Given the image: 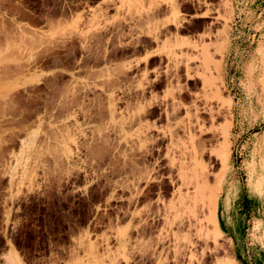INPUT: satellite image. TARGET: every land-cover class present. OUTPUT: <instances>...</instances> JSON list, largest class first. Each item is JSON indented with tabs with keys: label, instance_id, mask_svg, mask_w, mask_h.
Here are the masks:
<instances>
[{
	"label": "rangeland",
	"instance_id": "374dc122",
	"mask_svg": "<svg viewBox=\"0 0 264 264\" xmlns=\"http://www.w3.org/2000/svg\"><path fill=\"white\" fill-rule=\"evenodd\" d=\"M98 1L0 0V264H264V0ZM171 96L217 106L198 114L213 151L229 130L195 220L174 194L189 140L156 145Z\"/></svg>",
	"mask_w": 264,
	"mask_h": 264
},
{
	"label": "bare ground",
	"instance_id": "6f19581e",
	"mask_svg": "<svg viewBox=\"0 0 264 264\" xmlns=\"http://www.w3.org/2000/svg\"><path fill=\"white\" fill-rule=\"evenodd\" d=\"M209 13H211V12H209ZM172 24H174V25H177V21L175 20V21H173V22H171ZM166 24H169V23H166ZM171 36V35H170ZM170 40V39H169ZM169 40H167V41H169ZM181 49V48H180ZM195 49V48H194ZM176 50H178V49H176ZM202 51V50H201ZM197 52V51H196ZM185 54H187V53H182V55H181V57L183 56V58H185V60L186 61H184V60H182V61H184L182 64H180L181 63V61L180 62H178V59L180 58L181 59V57L178 55H176L175 54V52L173 51L170 55H169V59H172V61H173V63L174 62H176V64H173V65H175V66H178V64L179 65H183L184 66V68H185V70L183 69V71H185V75H186V77L188 78V79H193L192 78V75H190L191 73H190V67L188 66V63L189 62H192L191 60H193L194 58L196 59L197 57H194V58H191V57H189L188 55H190V56H192L191 54H189L188 53V55H185ZM200 56V55H199ZM201 56H202V59H201V61L203 62V64H201V65H203V67L205 68V66H207V58H208V56H207V54H206V52L203 50L202 51V53H201ZM179 59V60H180ZM194 61V60H193ZM209 61V60H208ZM169 63H170V60H169ZM199 64V65H200ZM172 65V66H173ZM200 65V66H201ZM168 66V65H167ZM196 67H198L197 65H196ZM195 66H194V70H195V68H196ZM208 67V66H207ZM174 68V67H173ZM175 68H177V67H175ZM210 68V67H209ZM167 69H171L170 67L169 68H167ZM174 70V69H173ZM177 70H178V68H177ZM176 71V70H175ZM173 73H174V71H173ZM171 74V75H174V74H176V73H174V74ZM211 73V72H210ZM210 73H209V75H207L206 73H205V71H202V72H196L195 73V77L196 78H198L199 79V81H201V84H202V86H203V88H202V86H201V84H200V86H201V88L202 89H204V88H211V86H215L214 84H215V80H217L216 78H213L211 75H210ZM165 74H167V73H165ZM184 75V76H185ZM194 76V75H193ZM176 77H177V75H176ZM175 77V78H176ZM180 77V76H179ZM186 77H185V79H186ZM157 79V78H156ZM171 79V78H170ZM176 81V80H175ZM177 82V81H176ZM178 83V82H177ZM169 84V83H168ZM179 84V83H178ZM170 85H172V83L170 84ZM169 85V86H170ZM175 86V85H174ZM180 87H183V86H181V85H179ZM179 86H177V87H179ZM179 87V88H180ZM172 89H173V87H171ZM176 88V87H175ZM179 88H176L177 90H179ZM215 88V94L216 95H214L213 97L215 98L216 96H217V92H218V89L216 88V87H214ZM214 88H213V90H214ZM184 89H186V88H184ZM184 89L182 90V89H180V90H182V91H184ZM201 89V90H202ZM171 90V89H170ZM179 90V91H180ZM179 91H178V93H179ZM187 91V93H188V90H186ZM204 91V90H203ZM174 92V91H173ZM202 92V91H201ZM178 93H176V96H177V94ZM171 94H173L172 92H171ZM204 94H206V92L204 93L203 92V95ZM208 94H211V93H208ZM214 94V93H213ZM174 95V94H173ZM179 95V94H178ZM169 97V96H168ZM167 97V98H168ZM171 97H173V96H171ZM170 97V98H171ZM175 97V96H174ZM172 98V101H170L171 103L168 105V104H166L165 102H163V103H165L166 105H165V109H164V117H165V120H166V122L168 123V126L169 127H167L166 129H165V131H163V130H161V133H162V136H161V140H160V138L159 139H156V145L159 143V142H161L162 140H163V142H164V139L166 140H168V145H167V147H166V152L169 154V155H172L174 152V150H175V146L174 145H176L177 146V144H179V143H177L178 141L176 140V138H178L179 136H178V131H181L186 137H185V139L187 138L188 140H189V142H187V140L185 141L184 140V142H185V144H186V142L187 143H190V146H186V148H188V147H190V150H187L185 147V149L187 150L186 152H182L181 153V155L182 156H180L181 158L182 157H184V156H188L189 158H190V165H192V167L190 168V166H189V168H190V170L188 169V167H186V169H187V172H185V163H180V165H179V167L177 168L178 169V180H179V184H178V187H177V189H175L174 190V194H176V196H177V201H178V203H180V205H182V206H192L191 208L190 207H187L188 208V212L189 213H192L193 214V217H194V220L197 218L196 216H198V213H196V210L197 209H199V208H197L196 209V207L198 206V203L200 202V206H205V204L207 203L208 204V208L209 207H211L212 209H213V206L215 205V203H216V196L213 194L215 191H216V188H211V187H213L214 186V184L215 183H213V186H209V184L207 183V168L209 167V163H206V162H204L202 159H203V156L207 153L208 155H210V156H213V157H215V159H216V161L218 162V164L222 167V169H224V167L226 166V164H227V161H228V157H229V148H228V143H227V137H228V133H229V130H227V129H224L223 130V133H222V136H223V145H222V147L220 148V150L217 152V151H213V149L211 148V147H209L210 145H206L205 144V141H204V138H202L201 139V135L202 134H204V133H206L205 132V126H204V121L205 120H203L202 118H200L199 116H198V114H199V112L201 111V113H206L208 116H209V118H210V120L211 121H213L214 120V118H215V116L216 115H218L219 116V113H220V110L219 109H216L217 108V106H215L216 108L214 109L212 106H209V105H206V106H204V107H200V109H199V106L197 107L196 106V104H195V101L194 102H191L190 100H189V105H184L182 102H181V96H179L178 98ZM196 97V96H195ZM205 97V96H204ZM206 97H207V95H206ZM210 97V95L207 97V98H209ZM212 97V98H213ZM219 97V96H218ZM169 98V99H170ZM197 98V100H198V97H196ZM196 98H194V100L196 99ZM164 100H166V99H164ZM207 100V99H206ZM214 101H215V99H213ZM193 101V100H192ZM212 101V100H211ZM213 101V102H214ZM218 101H220V100H218ZM191 102V103H190ZM199 102H201V101H199ZM207 102V101H206ZM210 102V101H209ZM216 102V101H215ZM205 103V102H204ZM208 103V102H207ZM219 103V102H218ZM202 104H203V102H202ZM159 105V104H158ZM162 105V104H161ZM221 105V104H220ZM164 106V105H163ZM227 107V106H226ZM159 108V107H158ZM138 109V108H137ZM136 109V110H137ZM139 110V109H138ZM134 111V110H133ZM182 111H183V113H182ZM227 111V113H228V110H226ZM136 112V111H135ZM180 113H182V114H184V116H183V118H180L179 120H177L176 118L178 117V114H180ZM140 114H142V113H140V111H137L136 113H134V112H131V110L129 111V113L127 114V118H126V120H127V123L128 124H130V123H132L133 121H135V120H133V119H137V122H138V120L140 119ZM159 114V113H158ZM181 116V115H180ZM217 116V117H218ZM224 116V115H223ZM157 117H159V116H157ZM208 118V117H207ZM224 119H225V117H224ZM171 120H173V123H172V121ZM229 120V119H228ZM211 121L208 123V125L211 123ZM215 121V120H214ZM140 122V121H139ZM213 123V122H212ZM125 125H127V124H125ZM141 125V124H140ZM215 125V124H214ZM207 126V125H206ZM210 126V125H209ZM140 129H141V127H139ZM138 128V129H139ZM139 129V130H140ZM206 129H207V127H206ZM139 130H137V132H136V137H137V139L140 141L141 139V131H139ZM213 130V129H212ZM136 131V130H135ZM134 131V132H135ZM216 131V130H215ZM160 132V131H159ZM208 132H209V129H208ZM207 132V133H208ZM211 132V131H210ZM214 132V131H213ZM213 132H211V134L213 135L214 133ZM218 133V132H217ZM211 134H210V136H211ZM131 135H133V134H131ZM217 135V134H216ZM220 136V135H219ZM180 138V137H179ZM179 138H178V140H179ZM214 138V137H213ZM221 138V137H220ZM182 139V138H181ZM207 139V138H206ZM166 140V141H167ZM175 140H176V142H175ZM177 143V144H176ZM182 143V142H181ZM208 143V142H207ZM210 143V142H209ZM184 143H182V145H183ZM185 144H184V146H185ZM187 145V144H186ZM221 146V145H220ZM179 147H181V146H177V149H179L180 150V148ZM183 149V148H182ZM182 149L180 150V152L182 151ZM184 150V149H183ZM176 151V150H175ZM178 153V152H177ZM180 155V154H179ZM173 156H174V154H173ZM185 157V158H186ZM175 158V157H174ZM188 158V159H189ZM182 159H184V158H182ZM187 159H185V161H186ZM188 162V161H187ZM186 162V163H187ZM178 163V162H177ZM188 164V163H187ZM207 164V165H206ZM169 165L170 166H168L170 169H171V167L173 168L174 166H175V163H174V160H172L171 159V162L169 163ZM189 165V164H188ZM174 169H175V167H174ZM191 173V175H187V173ZM188 173V174H189ZM171 175V174H170ZM168 176V178L169 177H171L172 178V176ZM170 179V178H169ZM172 180V179H171ZM218 180V179H217ZM216 181V180H215ZM214 182V181H213ZM170 184H171V186L172 185H175L174 184V181L172 180V181H170ZM176 184V185H177ZM214 187H216V186H214ZM217 189H218V187H217ZM205 191L207 192L208 191V195H207V200H206V195L204 196V193H205ZM172 203V202H171ZM170 203V211H172V209H173V203L171 204ZM169 206V205H168ZM175 206V205H174ZM196 206V207H195ZM207 208V209H208ZM210 209V208H209ZM168 212L169 214L168 215H171L170 213L171 212ZM177 211H178V209H177ZM175 212V214H177L176 213V211H174L173 210V213ZM198 212V211H197ZM201 212V211H200ZM183 213V212H182ZM174 214V215H175ZM165 215V214H164ZM167 215V216H168ZM181 215H183V214H181ZM185 215V214H184ZM180 216V215H179ZM169 217V216H168ZM176 217H178V215L176 216ZM183 217V216H182ZM182 217H180L179 219H181ZM187 217H189V216H187ZM165 218V217H164ZM167 218V217H166ZM183 218H185V217H183ZM208 218H209V221L212 223V226L214 227L213 229H214V234H215V237H216V235H218L219 234V231H218V228H217V226H216V224H215V222H214V213L213 212H211V210L209 211V213H208ZM168 219V218H167ZM188 219V218H187ZM190 219V218H189ZM183 220V219H182ZM182 220H180V224H181V226H182V223H183V221ZM176 221H177V219H176ZM191 221V220H190ZM193 222V221H192ZM196 222V221H195ZM178 224H179V222H178ZM206 236L205 237H207V235L208 234H205ZM211 237V236H210ZM214 237V240L215 239H217V238H215ZM206 239V238H205ZM208 239V238H207ZM215 242H216V240H215ZM214 242V243H215ZM215 247V246H214ZM215 249V248H214ZM10 264H21L20 263V261H19V259L17 258V256L16 255H14V254H12V259H11V262H10Z\"/></svg>",
	"mask_w": 264,
	"mask_h": 264
},
{
	"label": "crops",
	"instance_id": "0c3cea01",
	"mask_svg": "<svg viewBox=\"0 0 264 264\" xmlns=\"http://www.w3.org/2000/svg\"><path fill=\"white\" fill-rule=\"evenodd\" d=\"M102 1H103V0L98 1V3L95 4V5L92 6V7H97V6H99V5L102 6ZM191 16H192V15H190V17H191ZM249 186H250V189H251L252 192H256V191H258V186H257V184L254 185L253 183L250 182V185H249Z\"/></svg>",
	"mask_w": 264,
	"mask_h": 264
}]
</instances>
